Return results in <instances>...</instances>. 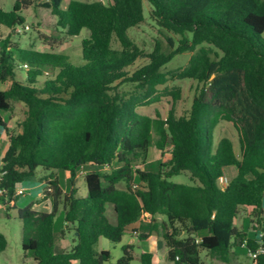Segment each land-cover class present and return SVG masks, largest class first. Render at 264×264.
<instances>
[{"label":"trees","instance_id":"trees-1","mask_svg":"<svg viewBox=\"0 0 264 264\" xmlns=\"http://www.w3.org/2000/svg\"><path fill=\"white\" fill-rule=\"evenodd\" d=\"M42 1L16 0L9 12L0 7V27L10 31L0 35V129L7 131L2 113L11 112L14 102L28 109L18 132L7 134L0 205L15 208L17 185L39 168L67 172L70 191L64 193L51 173L52 212H36L32 206L18 211L24 252H32L36 264H108L110 253L96 251L100 239L120 243L142 219L149 221V231L140 238L160 235L172 264H202L203 252L227 262L240 246L256 251L264 244V0H146L156 24L181 37L174 52L165 55L156 49L149 56L128 36L130 28L144 21V0H70L65 8L64 0ZM35 2L51 10L68 36L90 32L82 42V65L63 54L24 50L12 42L14 29L25 23L23 9ZM115 39L121 50L114 49ZM198 47L189 66L176 74L203 84L186 116L173 111L166 118L141 115L134 100L111 94L118 82L154 91L167 82L160 69ZM145 57L149 64L129 77L125 69ZM23 64L29 66L24 84L16 80V69ZM49 72L54 78L37 87ZM206 87L211 101L206 100ZM222 121L232 123L238 133L239 156L229 138L215 148V130ZM153 148L162 158L168 156L167 162L155 172L141 170ZM86 165L98 169L86 174L88 194L81 197L78 170ZM105 165L108 170H99ZM230 167L237 174L221 186ZM185 172L198 184L172 181ZM60 205L75 235L69 251L56 253ZM108 205L114 223L107 216ZM242 208H251L258 217L257 238L237 229ZM6 247L0 235V253ZM122 250L116 264H132L134 247ZM139 263L153 264V255L143 253ZM257 264H264V256Z\"/></svg>","mask_w":264,"mask_h":264},{"label":"rangeland","instance_id":"rangeland-1","mask_svg":"<svg viewBox=\"0 0 264 264\" xmlns=\"http://www.w3.org/2000/svg\"><path fill=\"white\" fill-rule=\"evenodd\" d=\"M46 0H43L44 2ZM70 0H64L63 6L67 7ZM83 2L103 1L105 4H112L113 0H79ZM16 0H0V7L9 12L13 10ZM151 5L144 0V21L128 30V36L132 43L147 56L153 54L156 49L162 54L174 52L180 44L181 37L166 29L159 27L151 17ZM21 15L25 18L24 25L20 26L25 29L20 32H13L11 40L18 44L21 49L31 50L38 53H53L63 54L70 58L74 65H82V42L89 37L90 32L84 29L79 36L70 37L66 31L57 26V19L53 16L51 10L41 7L39 2L23 9ZM10 31L5 27H0V35L6 37ZM191 37V35H189ZM264 38V35H263ZM113 47L116 50H121L119 42L115 39ZM198 47L194 52H186L175 56L169 63L160 69V72L166 75L167 82L155 87L154 91L146 87H139L136 83L118 82L114 85L111 91L112 95L118 94L124 101L134 100L136 102V111L141 115L156 117V114H161L164 118L168 116L170 111H173L177 117L186 116L192 106L193 99L199 94L203 88V84L193 79H179L176 74L189 66L191 58L199 51ZM214 52H217L214 49ZM214 57V53L211 54ZM150 60L139 58L133 65L127 67L125 72L128 76H132L137 70L149 64ZM49 76L39 78L37 87H41L46 79L54 78V74L49 72ZM16 80L21 83H26L27 72L19 67L16 69ZM9 83L1 86L2 90L9 87ZM206 100L211 101L212 92L209 87H206ZM157 101H154V100ZM151 102V103H149ZM27 107L24 103L14 102L13 110L9 113H2L7 124V131L0 129V165L5 153L8 150V135L15 134L19 130L21 123L27 116ZM229 138L234 145L235 153L240 155L239 136L233 124L227 121H222L215 130L214 144L215 148L222 138ZM3 138V139H2ZM150 160L147 164L139 167L144 171L155 172L158 170L162 162H167L168 156L162 158L161 153L155 148L151 149ZM98 168L91 165L84 166L81 170L83 174L77 179V187L79 196L86 197L88 189L85 183L87 173L97 170ZM99 170L106 171L105 168ZM53 173L60 179L61 187L64 193L70 191L69 174L62 171H46L42 168L37 169L34 177L25 180L21 186L26 190V195L17 197L16 206L11 210L0 205V235H3L7 242L6 249L0 253V264H36L32 252H24L22 247L23 238V222L18 217V211L32 206L34 203L41 204L47 199H51L46 193V183L50 174ZM237 169L230 167L226 169V177L220 184L226 186L232 179L235 178ZM173 182L179 184H198L197 181L191 180V175L188 172L181 176L174 177ZM107 216L111 222H115L113 207H107ZM258 217L254 214L251 208H242L239 218L236 221V227L242 231L248 238H257L259 222ZM264 223V221H263ZM65 224V213L63 206L60 205L58 214L55 220V242L58 244V231ZM146 227V222L142 221L140 231ZM71 230V229H67ZM139 231V232H140ZM69 240L74 239V234L68 233ZM145 241L136 239L134 246V261L132 264H140L139 257L141 254V246L145 245ZM130 245V236L126 233L120 243H112L107 239H100L96 251L102 249L108 251L111 255V260L108 264H116L122 257V248ZM247 248L240 246L234 250L233 256L229 261H221L207 252L201 255L202 264H253L252 259L247 255ZM162 264H171L168 261H163Z\"/></svg>","mask_w":264,"mask_h":264},{"label":"crops","instance_id":"crops-1","mask_svg":"<svg viewBox=\"0 0 264 264\" xmlns=\"http://www.w3.org/2000/svg\"><path fill=\"white\" fill-rule=\"evenodd\" d=\"M8 146H9V143H8ZM32 210L49 214L53 210V205L49 201H44L41 204L34 203L32 205ZM262 217H264V215ZM158 219L162 220L163 218L158 217ZM142 221L146 222V227L143 231H140V226H141ZM148 228H149V221L146 219H142L141 221L130 226L126 232L130 236V245H132L134 247L136 244V239H139L140 241H145L146 244L141 246L140 256L143 253L152 254L153 255V264H162L163 261L169 262V260H168V248L166 247V244L160 235L153 234V235H150L146 239L140 238V236L142 234H148V231H149ZM67 229H68V225L65 222L63 228H61L58 231V235H59L58 244L55 242L56 253H62L65 251H69L74 245V239L69 240L68 233L74 234V235H75V233L73 231H69ZM182 235H183V233L180 232L179 236H182ZM54 236H55V230H54ZM201 236H202V234H200L198 237L201 238ZM99 243H100V241H99ZM99 243H98V245H99ZM234 250H233V253H234ZM102 251H106V250L102 249L100 252H102ZM247 255H248V250H247ZM232 256H233V254H232ZM169 263H171V262H169Z\"/></svg>","mask_w":264,"mask_h":264},{"label":"built area","instance_id":"built-area-1","mask_svg":"<svg viewBox=\"0 0 264 264\" xmlns=\"http://www.w3.org/2000/svg\"><path fill=\"white\" fill-rule=\"evenodd\" d=\"M28 28H29L28 26H25L24 28L16 27L14 29V32H20V31H23V30L28 29ZM22 68L24 70H28L29 69V66H28V64H23L22 65ZM82 168L83 167H81L78 170V177L83 174V171L81 170ZM102 168H105V170H108L109 169V166L108 165H105ZM5 175H6V172L2 169V163H1V165H0V184L3 182V179H4V176ZM46 184H47L46 185V193L48 195L49 193L52 192V187L50 186V180H47V183ZM3 193H4V190L0 189V195L3 194ZM24 195H26V190L21 186V184H18L17 187H16V189H15L14 196L15 197H22ZM45 201H49L52 204V200L51 199H47ZM263 236H264V232L261 233L260 237H263ZM248 255L252 259L253 264H257V261L259 260V258L261 256H264V244L260 243V246H259V248L256 251L248 250Z\"/></svg>","mask_w":264,"mask_h":264},{"label":"water","instance_id":"water-1","mask_svg":"<svg viewBox=\"0 0 264 264\" xmlns=\"http://www.w3.org/2000/svg\"><path fill=\"white\" fill-rule=\"evenodd\" d=\"M76 235H77V233H76Z\"/></svg>","mask_w":264,"mask_h":264}]
</instances>
